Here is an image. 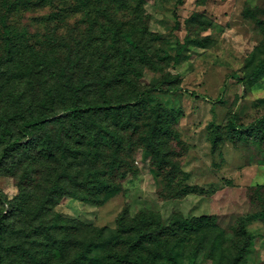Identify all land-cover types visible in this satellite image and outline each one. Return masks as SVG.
Returning a JSON list of instances; mask_svg holds the SVG:
<instances>
[{"label":"trees","instance_id":"1","mask_svg":"<svg viewBox=\"0 0 264 264\" xmlns=\"http://www.w3.org/2000/svg\"><path fill=\"white\" fill-rule=\"evenodd\" d=\"M76 2L79 12L85 14L86 35L64 46L68 52L65 57L35 55L31 59L30 50L18 45L19 36L2 19L6 53L0 57V78L4 68L16 66L24 78L42 79L38 82L43 87L37 85L35 97L30 99L34 89L28 80L15 103L0 105L1 168L17 152L27 155L19 162L27 166L19 179V194L13 200L0 194V203L8 204L9 209L0 213V264H178L180 254L174 248L181 245L176 242L179 236L187 242L198 237L202 244L212 233L223 236L225 231L214 217L187 218L175 213L166 224L161 213L142 211L132 216L122 214L116 227L93 228L55 212L65 197L99 204L117 193L111 176L128 164L121 157L124 145L145 147L161 172L171 165L168 180L181 170L172 146L174 140L179 141L177 117L162 104L141 110L155 92L182 90L180 76L172 72L163 74L157 83L141 82L146 68L164 71L161 64L166 61L141 14L144 0ZM113 5L123 12L131 9L135 18L125 21ZM258 9L245 11L263 35L249 55L245 76L238 78L249 84L264 77V9ZM193 18L194 14L186 22L190 24ZM187 44L177 40L176 53L169 56L174 64L184 60ZM4 93L6 89L0 88V101ZM235 118L232 116L233 130L239 128ZM51 125L61 132L58 146L46 143L41 135ZM97 127L103 138L95 137ZM130 130L138 139L126 142L125 134ZM104 139L110 142L109 147ZM86 162L102 167L85 172L82 165ZM62 167L65 172L54 181V172ZM40 188L44 194H39ZM191 191L186 186L181 194ZM241 232L246 240L247 230ZM243 247L232 254L229 264H243Z\"/></svg>","mask_w":264,"mask_h":264},{"label":"rangeland","instance_id":"2","mask_svg":"<svg viewBox=\"0 0 264 264\" xmlns=\"http://www.w3.org/2000/svg\"><path fill=\"white\" fill-rule=\"evenodd\" d=\"M113 8L127 22L135 18L131 9ZM248 8L263 10L264 0H144L141 14L166 61L161 64L164 71L146 68L141 82L157 83L172 72L180 76L182 90L155 92L141 110L162 104L175 114L179 141L172 146L181 170L168 180L171 165L161 172L145 147L124 145L121 157L128 164L111 176L118 192L99 204L65 197L55 207L57 214L93 228L116 227L122 214L142 211L161 213L166 224L175 213L187 218L214 217L225 231L223 236L212 233L204 244L198 237L187 242L179 236L176 242L181 245L174 248L180 254L178 264H229L243 245L241 263L264 264V77L253 84L238 79L245 76L249 55L263 38L261 29L245 15ZM3 18L19 36L18 45L30 50L31 59L35 55L65 57L64 46L86 35L85 14L79 12L76 0H0V57L6 53ZM178 39L188 44L184 60L176 65L169 56L176 53ZM7 68L0 78V88L6 89L1 106L15 103L28 80L34 89L30 99L37 85L42 89L39 77L24 78L16 66ZM234 115L237 130L231 124ZM99 129L95 137L103 138ZM60 133L51 125L41 135L46 143L58 146ZM127 134L126 142L138 139L131 130ZM25 157L17 152L0 166V194L9 200L19 194V179L27 168L19 162ZM101 167L90 162L82 165L85 172ZM65 170L58 168L54 181ZM186 186L192 191L185 196L181 190ZM39 194H44L41 188ZM8 210V204L0 203V213ZM197 249L200 253L193 255Z\"/></svg>","mask_w":264,"mask_h":264}]
</instances>
